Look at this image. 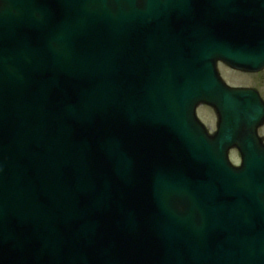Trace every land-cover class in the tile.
<instances>
[{
  "label": "water",
  "instance_id": "95a60500",
  "mask_svg": "<svg viewBox=\"0 0 264 264\" xmlns=\"http://www.w3.org/2000/svg\"><path fill=\"white\" fill-rule=\"evenodd\" d=\"M14 5L0 12V264H18L3 252L22 236L35 264H264V105L215 69L264 68V0ZM199 104L219 115L215 139L181 124Z\"/></svg>",
  "mask_w": 264,
  "mask_h": 264
},
{
  "label": "rangeland",
  "instance_id": "374dc122",
  "mask_svg": "<svg viewBox=\"0 0 264 264\" xmlns=\"http://www.w3.org/2000/svg\"><path fill=\"white\" fill-rule=\"evenodd\" d=\"M220 71L225 81L232 86H250L261 90L264 95V72L261 75L246 76L243 73L232 72L225 66L220 67ZM229 72V73H228ZM204 117V116H203ZM263 134V133H262ZM264 135V134H263Z\"/></svg>",
  "mask_w": 264,
  "mask_h": 264
},
{
  "label": "flooded vegetation",
  "instance_id": "af4514ba",
  "mask_svg": "<svg viewBox=\"0 0 264 264\" xmlns=\"http://www.w3.org/2000/svg\"><path fill=\"white\" fill-rule=\"evenodd\" d=\"M259 91H260L262 97L264 98V95L260 89H259ZM198 112H199V115H200L201 119L203 120V122L207 125L209 132L214 133V131L216 129V117H215L213 111L207 107H200ZM263 130H264V127H263L262 131Z\"/></svg>",
  "mask_w": 264,
  "mask_h": 264
},
{
  "label": "bare ground",
  "instance_id": "6f19581e",
  "mask_svg": "<svg viewBox=\"0 0 264 264\" xmlns=\"http://www.w3.org/2000/svg\"><path fill=\"white\" fill-rule=\"evenodd\" d=\"M229 73V72H228Z\"/></svg>",
  "mask_w": 264,
  "mask_h": 264
}]
</instances>
